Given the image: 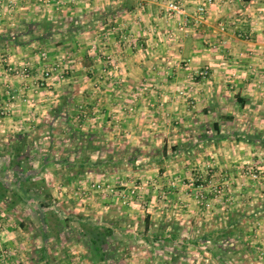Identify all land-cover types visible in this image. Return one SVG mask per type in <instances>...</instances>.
Returning <instances> with one entry per match:
<instances>
[{"label":"crops","instance_id":"1","mask_svg":"<svg viewBox=\"0 0 264 264\" xmlns=\"http://www.w3.org/2000/svg\"><path fill=\"white\" fill-rule=\"evenodd\" d=\"M171 1L60 0L59 3L43 5L38 0H0V35L22 32L21 38L31 37L24 44L7 43L9 54L6 61H0V72L5 71L7 63L17 66L29 63L32 74L29 79H22L5 73L0 81V106L6 104L10 108L4 124H0V168L8 166L11 159L9 149L15 143L17 134L30 133L29 141L35 148L39 145L31 135L36 138L37 134H47L49 129L53 132L55 120L68 116L75 124L82 117L89 116L78 127L86 132L97 133L98 130L100 134L108 133L116 145L125 133L128 141L141 139L143 146L170 148L189 141L201 150L215 149L214 152L218 153L216 157L226 166V173L235 177L239 199H243L242 214L249 213L252 205L254 208L250 212L254 214L251 220L257 222L264 219L260 214L264 211V146L244 139L246 134L258 133L264 138V0H235L231 3L214 0L202 23L190 22L184 29L179 26L178 17L168 11ZM200 2L185 1L189 16L195 14ZM45 20L51 21L58 32L43 43L32 39L38 37L42 30L30 26ZM29 27L30 33L27 31ZM58 35L71 38H67V42L64 37L57 39ZM73 45L79 53L77 61L71 59L66 50ZM43 52L47 53V58L41 56ZM49 56L56 59L52 60L53 63L60 62L64 66L72 63L71 69L80 72L77 93L57 92L58 87L64 84L63 78L57 74L49 81V87L37 86L43 68L51 64ZM206 66L210 67V76L204 79L199 72ZM183 86L188 90L186 94L191 103H186L188 98L179 94ZM7 88L18 96L16 101L10 100ZM65 98L70 100V105L62 115L56 116L55 109ZM242 101L246 103L241 104ZM220 116H232L234 119L221 120ZM213 121L222 123L223 133L229 138L219 142H199L200 126ZM235 132L239 134L233 135ZM48 139L49 136L43 139L45 144L51 143ZM201 150H198L199 153L207 156L214 153ZM46 155L40 162L34 158L31 165L35 168L36 162L41 165ZM207 156L201 159L211 158ZM2 159L6 161L5 166H2ZM47 167L34 180L46 179L53 199L50 208L58 212L61 219L66 213H79L84 209L81 204L75 203L78 206L76 209L61 206V213L54 205L58 197L55 190L60 192L64 202H68L73 196L69 192L75 191L78 196L86 184L104 179L106 175L88 171L82 177L85 180L66 178L64 183L57 173L55 176L48 174ZM250 167L262 173L259 181H253L243 173ZM162 174L166 175V172ZM167 179L164 180L166 186L170 184ZM173 189L168 191L170 196L186 197L185 193L176 192L179 188ZM252 192L257 199L260 198L254 205L247 196ZM151 197L153 199V195ZM26 204L35 207L38 203L30 199L13 209L0 200V212L10 216L13 210ZM10 221L7 219L0 230L1 251L9 252L3 248L10 249L12 246L26 249V245H36L39 240L44 246L53 238L60 241L65 236L53 233L45 240L44 236H38L39 232H34L41 231L43 234L40 223L39 226L31 224L22 227L20 221L13 224ZM248 221L247 218L242 222L245 229L242 239L248 233ZM47 245L48 258L45 262L51 259L49 256L52 254L50 244ZM73 246L83 249L82 245ZM81 251L86 252L84 249ZM5 257L6 253L2 256L0 252V264L7 262L9 256ZM77 258L74 256V259ZM21 259L26 260L24 257Z\"/></svg>","mask_w":264,"mask_h":264},{"label":"rangeland","instance_id":"2","mask_svg":"<svg viewBox=\"0 0 264 264\" xmlns=\"http://www.w3.org/2000/svg\"><path fill=\"white\" fill-rule=\"evenodd\" d=\"M63 37L64 39L70 38L65 36L60 37L59 35L56 36L57 39L61 40ZM21 39L26 43L31 37L26 36ZM68 39L65 41L68 42ZM7 45V42L0 41V58L2 59L6 58L9 54L6 47ZM66 50L71 59L74 58L75 61L79 59V53H77V48L74 45L69 46V49L67 48ZM52 60L53 58L50 57V63L54 64L53 61H56V59ZM71 64L72 63L68 66H64L68 73H65L64 78L61 79L64 80V84L58 87L57 92H60V94L78 92L80 86L78 83L80 80V72L76 69H71ZM203 69L204 68L201 70ZM199 76L202 77L201 75ZM209 76L210 74L207 78H209ZM187 92L188 90L184 86L179 90V94L182 97L188 98L186 103H191L188 94H186ZM194 102H192V104ZM195 103L193 105H195ZM131 108L133 111L135 110V107ZM88 119L89 116L85 118L82 117L77 123L73 124L69 118L66 119L64 117L61 118L60 121H54L56 125L54 124L53 132L49 129L47 134H42V136L37 134L36 138L35 135L32 134V138L37 140V145H39L33 148V157L39 162L46 153L57 160H61L67 156H70L72 159L77 158L80 154L79 148L85 146L88 136H81L80 140L72 138L69 131L70 127L67 123V121H69L71 122V126L75 125L74 128L80 132L89 134L90 138L96 142L93 144L99 147V149H86V152L93 160L105 159L108 158V156H113L114 161L117 159L132 158L133 156H137L138 159L134 164L120 163L102 167L103 172L101 171L100 173H106V175L104 179L102 178L97 181L110 185L115 189L113 193L97 192L94 190H87L86 193H83V191L77 190L79 191L77 196L75 191H71L69 193L73 196L68 202H64L60 192L55 190L58 196L57 198H59L55 199L56 203H54V205L56 209H59L62 213L63 209L60 208L61 206L67 208H72L73 206L74 209H76L75 207L78 206H76L75 203H79L84 209L83 212L81 211L79 213L93 216L98 220H103L106 217L109 219L115 218L118 222L117 237L124 242L123 245L128 247V249L124 247L121 249L125 264H264V222L262 221L264 219L261 218V220H257V222L251 220L250 217L254 214L250 212L254 208L252 205H250L251 207L248 210L249 213L246 212L242 214L241 210H243V205L241 203L243 199H239L241 197H239V188L237 187L235 177L231 176L230 173H226V166L220 162L218 159L219 157H216L218 153L214 152L215 149L211 148L208 151L207 148H204L201 150V148H196V146L190 148L187 152H181L180 150H173V146H175L173 145L170 148L167 147L168 149L165 153L163 151L164 147L157 148L155 145L149 146L148 144L143 146V141H141V139L128 141L127 134L125 133L121 136L122 139L120 143L116 145L115 141L112 140V135L102 133L103 130L101 131L102 134L98 133V130H96L97 133L82 131V128H79L78 124L84 123V121ZM61 125H65L66 127L63 128ZM225 130L228 131V128H225ZM123 131L126 132L124 129ZM46 136L50 137L48 141L52 144L48 142L45 144V140L43 139ZM41 140H43L42 143ZM187 142L189 141H186V143ZM184 144L181 145V149L184 148ZM51 145L52 148L50 147ZM136 150H138V152H136ZM198 150L214 153L208 155L211 157L210 159L203 160L201 158H205L207 155H203V153L200 154ZM149 155H151V157ZM1 162L2 166H5V159H2ZM39 162L35 163L36 168H39ZM47 168L48 170L46 172L48 174L55 176L57 173L59 178H61L60 180L64 183L67 181L66 178L69 180L76 178L74 181L80 180L83 175H86L88 172L86 171L81 175H73V172L68 168L65 169V167L52 165ZM238 170L241 171V169ZM253 170L255 172H260L259 169L250 167V169H246L243 173L251 177V180L259 181V179L255 180L251 175V171ZM163 172H166V175H163ZM110 176L112 177L109 180ZM166 178H168V182L170 180V184L167 186L164 185V180ZM85 186H88V184ZM134 187L137 188V194L129 203H125L124 194H127L128 191ZM173 188H179L176 192H183L186 197L176 198V196H170L168 191L174 190ZM73 189L76 190L74 187ZM216 190H222V193L219 194ZM201 194H205L207 197L201 198ZM249 194L251 197L247 195L248 200L250 202L252 201L253 205L256 203V200H260V198L257 199L255 197L254 192ZM152 195L153 199L151 197ZM68 203H70V205ZM49 210L53 211L54 209L50 208ZM148 210L151 212H148ZM164 211L165 213H161ZM67 214L68 213H66L65 216ZM260 214L261 217L264 218L263 210ZM147 215L151 216L154 223L150 233L155 231L162 221L171 220L180 225L182 223L181 238L174 242L167 243V249H165L166 251L164 252L163 249L159 248L160 242H156L154 245L145 243L142 237L145 230L144 219ZM5 216L7 219H11L10 222H12V224L24 220L27 226L31 224L40 225L33 204L20 206L17 210H13L10 216ZM5 216L3 212H0L3 223H7ZM65 216L63 215V217ZM63 217L61 219V225L64 224ZM247 218L249 220L247 226L249 229L246 238L242 239V233L245 232V229L242 227V225H244L242 222H245ZM16 219H18V221ZM230 220L237 222L236 228L234 229L235 236L225 239L221 237L220 230L224 227H228ZM3 223L1 228H3ZM254 223L255 225L253 226ZM34 232H39L37 233L38 236H43L41 231L34 230ZM58 232L65 236L60 241L56 238L48 241L50 242L48 243L50 244L49 251L52 250L51 252L53 254V256L52 254L49 256L51 259L48 262H45V260L37 262V259L43 256L40 251L43 246H41L42 243L39 240L36 245H31L32 247L30 245V247H27L26 245V249L21 246H12L10 249L1 246L3 250L9 251L6 253L5 258H7V256H9V258L11 257L10 260L8 258L5 264H91L87 248L76 242V240L72 242L69 241V238L74 237V235L76 236V234L70 233V235H68L62 229H59ZM238 234L242 235L239 237ZM203 236L210 237H207L205 241H201L200 238ZM220 238L221 242L218 243L227 246L229 249L226 253L220 252L216 255L210 250H216L217 245H215L214 239ZM73 245H82L86 252L84 251L83 253V251H81L83 250L82 248H76ZM184 245H186L185 248ZM175 249L182 254L176 263L172 261V254ZM16 254H18V256H16ZM29 255H31L30 259ZM71 256L73 259H71ZM74 256H78V258L74 259ZM22 257L26 258V260L23 261L21 259Z\"/></svg>","mask_w":264,"mask_h":264},{"label":"trees","instance_id":"3","mask_svg":"<svg viewBox=\"0 0 264 264\" xmlns=\"http://www.w3.org/2000/svg\"><path fill=\"white\" fill-rule=\"evenodd\" d=\"M33 25L34 26L31 25L30 27H37L41 29L42 32L38 34V37L32 39H37L43 43L58 32V30L55 29L54 24L49 20ZM30 27L27 30L29 33L31 31ZM69 31L73 33L72 29H69ZM23 34L24 33L22 32H15V34L8 33L0 35V41L15 45L24 44L21 39ZM69 37L71 38V36ZM245 103L246 101L241 102V104ZM69 105L70 100L65 98L61 105L59 104L56 107L54 114H56V116L62 115L63 110ZM64 117L68 119V116ZM220 119L233 121L234 118L232 116H220ZM67 123L70 127L69 131L72 138L80 140L81 136H88L85 146L79 148V156L74 159L67 156L61 160H57L54 157L52 158L50 154H47L39 168H35L31 165V162L34 160V153L33 144L29 141L30 133L22 132L17 134L15 143L11 144L9 149L11 159L9 160L8 166L0 168V200L4 201L8 207L15 209L19 203H25L28 202V200L33 199L35 203H38L35 206V210L40 221L45 240H48L53 233L62 229L68 235H70V233L76 234V236L74 235V237H70L69 241L72 242L76 240V242L87 248L91 264H125L121 249L123 247L128 249V247L123 245L124 242L119 240L117 237L118 222L115 218L109 219L106 217L103 220H98L95 217L88 216L84 213L70 212L64 217V224L61 225L62 221L61 218L58 217L60 216L59 213L54 210H49L53 204V199L51 191L47 186L46 179L34 180V178L41 175L44 168L51 164L66 167L73 172V175H81L86 171L100 173L103 166L110 164H134L138 158L137 156H133L132 158L117 159L114 161L113 156H108V158L105 159L93 160V158L86 152V149H99V147H96L93 144L94 141L90 138L89 134L78 131L74 128V126H71V122L67 121ZM200 128L201 133L197 136L199 142L211 140L219 142L220 140L229 138V135L223 133L222 123L220 121L206 122L202 124ZM238 134L239 133L235 132L233 135L237 136ZM244 139L253 143H260L264 146V138L259 133L246 134ZM190 148H193V144L191 142L185 143L183 149H181V146H173V150H180L181 152H187ZM167 149V146H165L163 151L166 153ZM136 152H138V150H136ZM144 222L145 230L143 238L146 243H148V245H154L156 242H160L161 244H159V248L163 249V252L167 249V243L174 242L181 238L182 226L171 220L162 221L152 233H150V230L152 226H154V223L151 216L147 215ZM20 225L22 227H26L24 220L20 221ZM236 225V221L230 220L228 227H224L220 230L221 237L229 239L235 236L234 229L236 228ZM241 235L242 234H238L239 237ZM207 237L210 236H203L200 240L205 241ZM218 242H221V238L214 239V243L217 245L216 250L210 251H213L216 255L220 252L226 253L229 248ZM47 244L48 243H45V245L41 248L40 251L43 256L37 259V262L48 258L46 253L48 247ZM185 247L186 245H184V248ZM172 255V261L175 263L178 262L179 258L182 256L177 249L174 250Z\"/></svg>","mask_w":264,"mask_h":264},{"label":"built area","instance_id":"4","mask_svg":"<svg viewBox=\"0 0 264 264\" xmlns=\"http://www.w3.org/2000/svg\"><path fill=\"white\" fill-rule=\"evenodd\" d=\"M185 1L186 0H172L168 5V11L170 15L178 17L179 26L181 27V29H184L190 22L194 24L202 23L209 13V6L214 2V0H201V2L198 3L197 5L195 14L193 16H189L186 9ZM224 1L231 3L234 2L235 0H224ZM38 2L44 5L53 2L59 3L60 0H38ZM222 29H224V27H222ZM41 56L43 58L48 57L46 52L41 53ZM0 61H6V60L5 58L4 59L0 58ZM188 63H190V60H188ZM29 66H30L29 63L22 64V66H17L12 63H7L5 71L0 72V81L2 80L3 75L5 73L16 76L18 78L29 79L30 77H32ZM65 73H68V71H66L64 65L60 62L45 65V67L41 72V77H39L38 79L39 83L37 84V86L39 88L40 87L47 88L50 86L49 81L55 76V74H57L58 76L61 75V77L64 78ZM199 74L202 76V78H207V76L210 74V67L209 66L204 67L203 70H200ZM42 81H45L46 83ZM6 92L11 101L17 100L18 96L14 93H11L10 89L7 88ZM9 113H10V108L8 105L4 104L3 106H0V124H4V121L6 117L9 115ZM251 172L250 173L255 180L262 178V174L260 172L258 171L255 172L254 170ZM80 190L83 191V193H86L87 190H94L97 192H105V193H113L115 191V189L112 188L110 185H106L105 183L100 181H91L88 183V186H85ZM216 192L220 194L222 193V190H216ZM136 194H137L136 187L129 190L127 194H124L123 197L125 203H129V201H131ZM200 197L206 198L207 195L201 194ZM2 223H3V218L0 217V229L2 227ZM5 253L7 252L2 251L1 255L3 256Z\"/></svg>","mask_w":264,"mask_h":264}]
</instances>
